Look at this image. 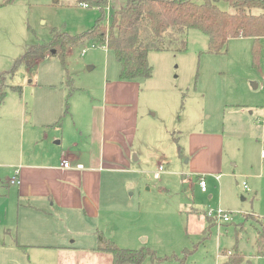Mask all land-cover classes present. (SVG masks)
<instances>
[{
	"label": "rangeland",
	"instance_id": "1",
	"mask_svg": "<svg viewBox=\"0 0 264 264\" xmlns=\"http://www.w3.org/2000/svg\"><path fill=\"white\" fill-rule=\"evenodd\" d=\"M122 4L108 0V25ZM217 6L231 12L225 2ZM98 15L74 0H0V76L6 86L0 107V264H112L111 254L97 251L104 246L98 232L120 249L152 250L156 259L142 264H264L255 248L258 221L264 220V39L254 67L252 39H232L223 54H211L197 30L188 32L184 52L150 53L152 77L141 84L131 166L104 178L99 220L85 223L79 216L72 224L63 215L57 226L64 235L54 244L65 249L21 247L25 236L13 228L6 232L16 220L9 167L28 150H47L38 137L28 141L29 127L46 122L59 104L69 110L67 81L70 90L84 91L78 99L96 98L104 70L108 78L119 70L113 52L89 44L68 47L64 62L56 55L27 66L22 57L28 47L49 41L52 29L77 35ZM67 116L62 112L58 119L65 139L74 122ZM36 131L40 136L41 128ZM192 131L222 137V164L205 176L206 193L190 169L215 146L204 144L201 155L190 144ZM207 207L224 211L229 222L216 220L203 233ZM31 240L45 244L41 236ZM237 254L243 260L233 263Z\"/></svg>",
	"mask_w": 264,
	"mask_h": 264
},
{
	"label": "crops",
	"instance_id": "2",
	"mask_svg": "<svg viewBox=\"0 0 264 264\" xmlns=\"http://www.w3.org/2000/svg\"><path fill=\"white\" fill-rule=\"evenodd\" d=\"M96 48L107 49L105 46ZM149 58L150 53L148 61ZM119 71L120 68L117 74L112 73L108 78L107 68L104 70L101 92L96 98L87 94L89 97H84L86 99H78L76 96L85 93L74 87L69 94V110L66 111L59 104L46 122L29 127L28 141L38 137V141L45 144L47 150L27 154L28 150L25 156L20 155L18 163L9 167L10 177L18 172L19 183L16 186L9 184L13 187L10 192L15 198L16 220L6 232L9 234L13 228L17 235L25 236L23 242H18V246L69 248L63 244H54L64 235L57 222L62 220L63 215L67 217V223L72 224H77L79 216L85 223L90 220L98 221L101 216L104 178L130 168L140 89L144 79L121 81ZM65 89L70 91L67 86ZM62 112L68 115L66 118L74 121L73 132L68 139L64 138V125L62 124V128L59 125L58 119ZM27 120H32V114ZM37 128H41L40 136L37 135ZM190 144L201 155L204 144L215 146V152L196 157L201 159V165L192 167L190 173L197 177V181L200 177L205 179L207 175L216 174L222 164V137L192 131ZM22 152L23 149L20 153ZM62 161H68L69 168L62 167ZM37 236H41V243L45 244H34L31 238Z\"/></svg>",
	"mask_w": 264,
	"mask_h": 264
},
{
	"label": "trees",
	"instance_id": "3",
	"mask_svg": "<svg viewBox=\"0 0 264 264\" xmlns=\"http://www.w3.org/2000/svg\"><path fill=\"white\" fill-rule=\"evenodd\" d=\"M74 1L87 9L96 8L99 11L93 26L72 36L52 29L49 41L27 48L22 57L24 64L29 66L56 55L64 62L66 49L81 44L105 46L113 52L119 64L121 81L147 80L152 77L153 71L148 54L184 52L188 32L197 30L207 37V52L211 54H223L231 39H252L253 66H258L262 48L260 40L264 38V0H123V4L113 12L109 25L105 15L108 0ZM219 2L228 4L231 12L220 10L217 6ZM4 80V76H0V107L6 95ZM66 86L70 87V82L67 81ZM11 89L21 93V87ZM72 92L70 90L69 94ZM204 216L208 225L203 233L216 223L205 212ZM258 224L256 255L264 258V220H259ZM97 238L99 244H104L97 251L111 254L112 264H142L147 257L156 259L154 252L148 248L120 249L100 232ZM242 260L243 257L238 254L232 259L233 263Z\"/></svg>",
	"mask_w": 264,
	"mask_h": 264
},
{
	"label": "built area",
	"instance_id": "4",
	"mask_svg": "<svg viewBox=\"0 0 264 264\" xmlns=\"http://www.w3.org/2000/svg\"><path fill=\"white\" fill-rule=\"evenodd\" d=\"M84 8H86V6H83ZM90 48L94 49L96 48L95 45H90ZM84 53V50L82 51V54ZM260 160L262 163H264V148L261 150L260 152ZM62 167L64 168H69V163L68 161H62ZM159 171H161V167H159ZM19 183V180H18V172H14V174L10 177L9 179V184L11 186H16L18 185ZM198 183V186L200 188V190L202 192H205L206 191V181L203 177H200L197 181ZM244 188L246 189V185L243 184ZM205 215L209 218H212V219H215L216 220H219V221H222V222H229L230 218L229 216L224 212L222 211L221 209H213V208H208L206 211H205Z\"/></svg>",
	"mask_w": 264,
	"mask_h": 264
},
{
	"label": "water",
	"instance_id": "5",
	"mask_svg": "<svg viewBox=\"0 0 264 264\" xmlns=\"http://www.w3.org/2000/svg\"><path fill=\"white\" fill-rule=\"evenodd\" d=\"M254 86H256V85H254Z\"/></svg>",
	"mask_w": 264,
	"mask_h": 264
}]
</instances>
